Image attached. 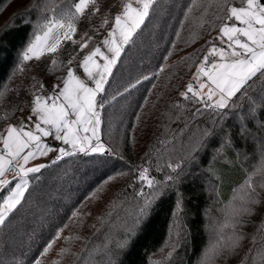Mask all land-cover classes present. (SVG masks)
Instances as JSON below:
<instances>
[{"label": "trees", "instance_id": "16d2710c", "mask_svg": "<svg viewBox=\"0 0 264 264\" xmlns=\"http://www.w3.org/2000/svg\"><path fill=\"white\" fill-rule=\"evenodd\" d=\"M72 2L0 0V92L6 98L0 99V131L30 108L36 81L53 77L59 82L66 74L62 54L54 58L56 65L50 62L43 69L21 57L39 34L44 8L59 4V18L61 8ZM228 3L240 6L241 0ZM225 15L220 0H157L106 86L101 140L122 159L66 157L35 174L38 180L30 175L25 202L0 227V264H34L37 259L40 264H202L206 255L207 264H245V258L252 264L257 253H264V189L259 188L261 202L251 205L252 214L242 216L237 227L244 239L235 253L212 252L217 240L232 236L234 210L249 196L246 182L264 165V77L223 119L208 111L194 115L201 105L181 96ZM145 75L152 78L143 80ZM137 79L141 83L131 88ZM14 106L20 110L13 113ZM212 128L214 134L204 139L195 159L183 163L177 181H167L175 175L168 164L180 162L201 133ZM141 168L148 169L160 195L134 224L140 193L155 191L139 181ZM229 168L240 176L232 186ZM60 228V238L41 255ZM120 242L125 246L118 247Z\"/></svg>", "mask_w": 264, "mask_h": 264}, {"label": "snow or ice", "instance_id": "6c2138e0", "mask_svg": "<svg viewBox=\"0 0 264 264\" xmlns=\"http://www.w3.org/2000/svg\"><path fill=\"white\" fill-rule=\"evenodd\" d=\"M156 3L157 0H124L118 14L111 19L110 14L104 15L100 26L94 29L97 34L101 29L108 30L99 45L90 49L89 44L94 37L84 32L77 40V24L81 19L91 20L92 17L102 14L99 0H73L71 4H65L61 8L59 18L56 14L59 4L44 8L42 23L37 25L39 34H35L34 40L23 51L22 61L33 58L39 60L44 53L56 54L62 41L71 42L78 47L73 53H69L67 64L64 65L66 74L58 78L59 83L53 85V92L48 96L38 94L44 92L45 86L36 81L35 88L38 92H33L30 114L18 125L9 123L0 131V193L6 192L0 198V227L5 226L9 216L25 202L30 175L32 179L38 180L39 177L35 174L58 164L66 157L98 154L122 159L117 156L115 149L105 147L101 140L100 110L109 102L106 86L113 76V69L121 60L125 48L134 44V37L149 18ZM192 3L195 4V0ZM220 6L226 12L222 17L225 23L221 24L220 35L216 38L222 46L212 45L209 48L193 77L196 83H189L181 96L201 105L194 115H202L204 111H208L223 119L226 110L235 108L241 98L248 99L246 94L249 89L253 88L256 80L264 77V0H241L240 6H231L228 0H220ZM191 10L188 9L189 12ZM49 11L53 13L52 16L47 15ZM85 49L89 50L85 52ZM77 56L80 57L79 60ZM51 63L56 65L57 60L52 59ZM77 70H82L85 78L77 75ZM160 70L163 71L162 68ZM151 78L148 75L143 76V80ZM140 83L141 80L137 79L130 87L134 89ZM128 91L129 87L123 90L124 93ZM0 99L6 102L2 92ZM252 106H255L254 101ZM19 110L15 106L12 109L13 113ZM213 123L219 124V120ZM214 132L215 128L205 130L200 139L187 148L180 157V162L168 164V168L175 175L169 174L167 181L173 184L177 181L185 170L183 163L195 159L196 153L204 146V139L211 137ZM47 137H52L63 146L45 143L44 138ZM49 153H56L50 164L27 166L30 161ZM257 175L261 179L254 181L253 178ZM9 176L13 179H8ZM137 176L140 182L155 191L150 194L140 193L143 201L133 210L134 224L147 215L152 203L160 195V188L149 177L147 168L139 169ZM245 188L249 196L234 210L235 217L231 225L233 234L226 241L217 240L212 248L214 255L221 252L234 254L244 239V234L237 231V227L243 224L242 216L252 214L251 205L261 202L257 189H264V165L248 178ZM132 230L127 229L129 233ZM62 231L63 228H60L55 232L53 238L43 247L41 255L49 252ZM253 242L255 243V238ZM117 246L124 247L125 244L120 242ZM257 258L259 264H264V253H257L252 264H257ZM34 264H40L39 259ZM202 264H207V255ZM245 264H248L247 258Z\"/></svg>", "mask_w": 264, "mask_h": 264}, {"label": "rangeland", "instance_id": "374dc122", "mask_svg": "<svg viewBox=\"0 0 264 264\" xmlns=\"http://www.w3.org/2000/svg\"><path fill=\"white\" fill-rule=\"evenodd\" d=\"M123 2H124V0H103L102 2H99L100 3V6H101L102 14L97 16V21H93L92 18H91V20H89V19H81L78 22V24H77L78 31L76 33V37L75 38L77 40H79L81 38L82 34L84 32H87L90 36H93L94 37V39L89 44V49L91 47H93L94 45H99L100 41L106 35V32H107L108 29L107 28L101 29L100 32L98 33L99 36H98L97 39H95L94 29H96V28H98L100 26V24L103 21L104 15H109L110 14V19H111L116 14H118L119 11H120V6H121V4ZM109 27H110V25H109ZM219 35H220V32L216 33L213 37H210L208 39L209 46H208V48L206 50L205 55L207 54L209 48L212 45H216L217 47H221L222 46L220 44V41L218 39H216ZM77 47H78V45H72L71 42H64V41H62V46L58 50V52L56 54L44 53L39 60H36L35 58H33L32 60L27 61V62L30 65H32V66H36L39 69H43L47 64H49L52 61V59H54L56 56H58L60 54H62L63 56H65V58L68 60L69 53H73L74 50ZM89 49H85V52H87ZM79 59H80V57L77 56V60H79ZM202 61H203V59H202ZM195 74H196V72L194 73V75L192 76V78L190 79V81L188 82V84L189 83H193V84L196 83V81L193 80V77L195 76ZM77 75H80L81 78H85L84 75H83L82 70L80 72H77ZM57 83H59V82L55 81L53 79V77L46 78L45 82L43 83L44 86H45V90L41 94L42 95H45V96H48L49 94H51L53 92V85L54 84H57ZM185 91H186V87L183 89V92H185ZM189 95H191V94H189ZM31 106H30V108L28 110H26L25 112H23V114L19 117V119L16 122H14L12 124L18 125L21 122V120H23L25 117H27L30 114ZM100 111H102V109ZM100 137H101V127H100ZM44 142L45 143H48L50 145L58 146V147L63 146V145L60 144V142L55 141L52 137L44 138ZM55 156H56V153H49L47 156L38 157L34 161H30L27 166L28 167H34V166H37L39 164H43L44 161L48 162L46 164H49L50 161L55 158ZM229 169L231 170V171L230 170L229 171H230L231 175L234 178V180L230 181L231 182V185L230 186H232L233 182L236 181V180H238L240 178V176L234 175L233 170L231 168H229ZM242 171L244 172L243 169H242ZM213 172L217 176L220 175L218 170L213 169ZM8 179L11 180L13 178L11 176H9ZM13 183H15V181H13ZM221 191H222V193H225V188H223ZM4 194H6V192L3 193L2 195L0 193V198H2V196ZM0 202H2V199H0Z\"/></svg>", "mask_w": 264, "mask_h": 264}, {"label": "crops", "instance_id": "0c3cea01", "mask_svg": "<svg viewBox=\"0 0 264 264\" xmlns=\"http://www.w3.org/2000/svg\"><path fill=\"white\" fill-rule=\"evenodd\" d=\"M237 95H238V94H237ZM46 163H48V162H46V161L43 162V164H46ZM46 165H47V164H46Z\"/></svg>", "mask_w": 264, "mask_h": 264}]
</instances>
